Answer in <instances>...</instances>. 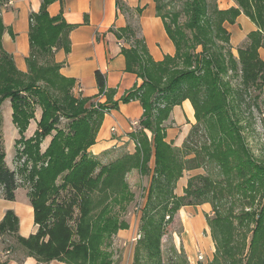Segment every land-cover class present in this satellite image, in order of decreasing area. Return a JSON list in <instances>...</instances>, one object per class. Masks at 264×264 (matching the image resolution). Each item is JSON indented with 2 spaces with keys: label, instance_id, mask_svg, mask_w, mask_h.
<instances>
[{
  "label": "trees",
  "instance_id": "16d2710c",
  "mask_svg": "<svg viewBox=\"0 0 264 264\" xmlns=\"http://www.w3.org/2000/svg\"><path fill=\"white\" fill-rule=\"evenodd\" d=\"M55 1L42 0L40 12L31 15L27 74L19 72L3 50L0 16V196L13 201L19 188L30 185L24 190L38 228L28 239L20 237L18 219L8 211L0 223L3 244L12 239L38 264H112L106 249L113 235L129 229L120 214L134 201L128 176L136 171L150 183L138 217L142 239L135 263L144 251L153 264H164L161 241L175 215L183 207L209 204L213 216L207 223L215 246L209 264H264V161L249 146L242 124V108L251 106L246 98L252 90H264V61L259 56L264 46V0H232L237 7L228 10L209 0H181L183 9L169 12L161 0H154L176 49L173 57L161 62L152 59L144 39L129 26L115 32L119 41L129 43L121 49L127 73L143 81L121 102H140L143 116L129 135L134 152L108 163L103 157L111 151L96 156L89 150L109 108L75 97L74 81L64 78L55 62L56 52L70 51L72 30L62 16L49 15L48 7ZM6 2L0 0V6ZM117 6L121 10L119 0ZM241 15L257 30L236 57L227 26ZM233 78L240 80L238 85L232 84ZM96 81L103 92L106 78L96 72ZM6 100L20 135L16 160L24 164L19 173L7 166L1 139V106ZM187 100L195 110L196 125L177 148L167 140L166 123L173 108ZM37 110L38 129L26 139ZM186 173L188 185L178 197L176 185ZM11 249L7 244L6 251ZM0 264L7 262L0 257ZM169 264L189 263L185 256Z\"/></svg>",
  "mask_w": 264,
  "mask_h": 264
},
{
  "label": "crops",
  "instance_id": "0c3cea01",
  "mask_svg": "<svg viewBox=\"0 0 264 264\" xmlns=\"http://www.w3.org/2000/svg\"><path fill=\"white\" fill-rule=\"evenodd\" d=\"M124 3L132 11L142 10L138 24L152 59L161 62L167 56L173 57L176 49L166 33L162 19L157 16L154 0H124ZM41 7L42 0H7L0 6V16L5 27L2 36L3 50L12 57L16 69L24 74L28 73L27 59L30 55V18L31 15L38 14ZM234 7H237L234 1L223 0L220 9L228 10ZM48 13L51 17L62 16L72 27L69 34L70 51L66 53L60 50L55 54V62L60 65V74L74 81V94L90 98L94 103L109 108L97 135L96 144L89 151L99 156L127 144V151L134 152L135 146L128 137L130 123L141 120L143 108L138 101L124 104L121 100L127 93L140 87L143 81L127 73L126 59L121 54V49L128 45L119 41L115 35L116 31L125 29L131 22L117 6V0H57L49 5ZM247 22H250V19L244 15L238 18L239 24L243 23L250 28ZM256 30L257 28L253 26L247 33L240 32L235 45H239L249 33ZM233 41L232 37V44ZM96 72H100L106 78V88L103 92L98 88ZM113 106L116 108L112 109ZM12 113L11 102L6 100L1 106V139L6 153V164L10 169H12L10 162L16 152V142L20 139L19 132L13 124ZM40 118L39 110L36 120L31 122L25 133L26 137L34 136ZM166 124L167 140L175 147L181 148L192 127L196 125L195 110L191 102L187 100L174 107ZM113 128L115 132L111 131ZM49 142L50 139L45 140L43 146L46 148ZM150 166L153 169L154 158ZM189 178L190 174H185L178 181L175 189L178 197L184 195ZM8 211L13 212L18 219L20 237L28 239L37 232L34 209L24 189L17 190L13 201L0 196V223ZM180 211L186 227L182 239L184 249L189 248V252L192 253L191 240L196 237L199 239L200 231L208 232L205 214L209 213V205L183 207ZM133 234L134 223L130 222L129 229L120 231L118 237L130 239ZM199 242L202 247L205 245L207 249L210 248L207 239L205 243L202 240ZM7 244L11 246V251H6ZM212 248L215 252L213 245ZM0 257L7 264H38L34 258L26 257L24 251L12 239L7 238L3 244L1 236ZM50 264L63 263L54 261Z\"/></svg>",
  "mask_w": 264,
  "mask_h": 264
},
{
  "label": "rangeland",
  "instance_id": "374dc122",
  "mask_svg": "<svg viewBox=\"0 0 264 264\" xmlns=\"http://www.w3.org/2000/svg\"><path fill=\"white\" fill-rule=\"evenodd\" d=\"M119 2H120L121 12H123L126 15V17L129 19V22H131L129 27L132 30H134L137 38L141 39L142 35H141V30H140L138 21L142 15V10L137 9L135 11H132L126 6V4L124 3V0H119ZM209 4L210 5L215 4L220 9V7L223 6V0H209ZM161 5L165 7L167 12L183 9V3L181 0H161ZM247 23L250 25V28L245 26V24L243 23L239 24L238 19L236 20L234 25L227 26L231 34V41H232V37L234 38V41H233L234 44L231 43V47L236 57H238V49L245 48L250 43L249 37H248L250 34L249 33L246 36V38L242 42H240L239 45L237 46L235 45V41L237 37H239L240 32L247 33L249 32L251 27L254 26V28H256V26L251 22V20L250 22H247ZM127 45H129V43ZM259 56L264 61V46L263 48L260 49ZM231 82L235 86V85H238L240 80L233 78L231 79ZM73 95L75 97H81V96L74 94V91H73ZM246 101H247L246 103L247 105L248 104L251 105V106L244 105L242 108L243 109L242 124L246 128L245 130L246 138L254 154L258 158L264 161V90H262L261 92L252 90L250 97L248 96L246 98ZM37 112H39V110H37ZM65 123L66 121L63 120V124ZM148 137L151 138L150 133H148ZM25 138L29 139V137H26V136ZM44 144L45 143H43V145ZM42 149L44 151L45 146H42ZM110 151H111V155H107L103 157V160L106 163L110 162L113 159H116L120 154L124 152H128L127 144L121 147L112 149ZM23 164H24V161L16 160V152H15V155L13 156L12 161L10 162V165L12 168L11 170H14L17 173H19L18 169L21 168ZM197 172L203 173L202 170H199ZM22 180L23 178L19 175V184L21 185H22ZM128 183L130 185L131 191L133 192L135 198H134L133 203L129 206L128 211L125 214L123 213L120 214V219L123 221H126L128 224L130 222L134 223V234H133V237L130 239H126V238L121 239L118 237L119 232H120L119 231L117 234L111 237L110 245L106 249V251L111 254L112 264H153L154 260L150 261L144 251L140 254L139 261L135 263V254L137 252L136 248L138 246V242H140L142 239V234L139 231L140 223H139L138 217H139L140 209L144 206L146 202V191L149 187L150 178L148 176L142 177L138 172L135 171L128 176ZM24 186H25L24 188L25 190H29L30 185L25 184ZM205 216L207 218L206 220H208V217L213 216L211 205H209V213L205 214ZM183 219H184V216H181V211H179L175 215L174 220L168 226L166 235L162 238L161 251H162L163 263L169 264L171 260L180 261L182 257L186 256L189 264H199V263L209 264L213 260L214 253H215L213 251L212 245L213 247L215 246H214V243L212 242L213 240L210 238L211 235H210V229L208 227V223H207V227H208L207 229H208L210 237H208V232L206 233V232L200 231L199 239L196 237L191 240L190 246H191V249L193 250V252L191 253L189 252L190 251L189 248L188 250L184 249V243L182 239H183V235L186 232V229H185L186 227L184 225ZM206 239L210 242V248H209L210 250L207 249V246L205 245H203L204 247H202L199 242L200 240H202L204 241L203 243H205ZM212 252L213 254H211Z\"/></svg>",
  "mask_w": 264,
  "mask_h": 264
},
{
  "label": "built area",
  "instance_id": "2783aa9c",
  "mask_svg": "<svg viewBox=\"0 0 264 264\" xmlns=\"http://www.w3.org/2000/svg\"><path fill=\"white\" fill-rule=\"evenodd\" d=\"M78 94L79 95L81 94V91L80 90L78 91ZM138 127H139V122L132 121L130 123V133H134ZM111 131L112 132H115V129L113 128Z\"/></svg>",
  "mask_w": 264,
  "mask_h": 264
},
{
  "label": "bare ground",
  "instance_id": "6f19581e",
  "mask_svg": "<svg viewBox=\"0 0 264 264\" xmlns=\"http://www.w3.org/2000/svg\"><path fill=\"white\" fill-rule=\"evenodd\" d=\"M182 215V214H181Z\"/></svg>",
  "mask_w": 264,
  "mask_h": 264
}]
</instances>
